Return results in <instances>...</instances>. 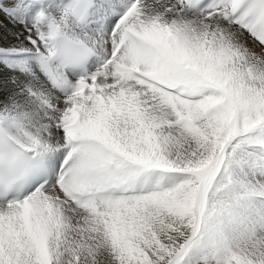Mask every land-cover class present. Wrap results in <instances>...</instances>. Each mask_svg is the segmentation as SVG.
<instances>
[{
    "label": "snow or ice",
    "instance_id": "1",
    "mask_svg": "<svg viewBox=\"0 0 264 264\" xmlns=\"http://www.w3.org/2000/svg\"><path fill=\"white\" fill-rule=\"evenodd\" d=\"M0 264H264V0H0Z\"/></svg>",
    "mask_w": 264,
    "mask_h": 264
}]
</instances>
